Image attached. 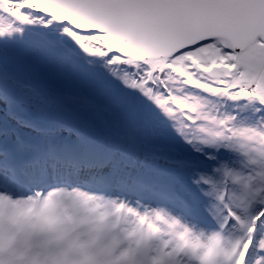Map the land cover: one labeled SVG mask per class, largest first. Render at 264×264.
I'll list each match as a JSON object with an SVG mask.
<instances>
[{
  "label": "snow or ice",
  "instance_id": "obj_1",
  "mask_svg": "<svg viewBox=\"0 0 264 264\" xmlns=\"http://www.w3.org/2000/svg\"><path fill=\"white\" fill-rule=\"evenodd\" d=\"M0 264H264V0H0Z\"/></svg>",
  "mask_w": 264,
  "mask_h": 264
}]
</instances>
